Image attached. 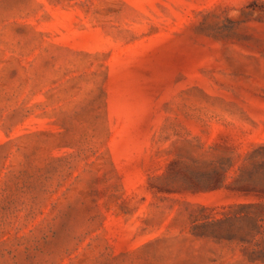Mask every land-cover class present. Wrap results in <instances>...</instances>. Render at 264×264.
I'll return each instance as SVG.
<instances>
[{
	"label": "rangeland",
	"instance_id": "rangeland-1",
	"mask_svg": "<svg viewBox=\"0 0 264 264\" xmlns=\"http://www.w3.org/2000/svg\"><path fill=\"white\" fill-rule=\"evenodd\" d=\"M0 264H264V0H0Z\"/></svg>",
	"mask_w": 264,
	"mask_h": 264
}]
</instances>
